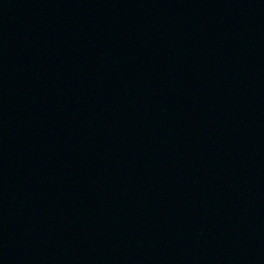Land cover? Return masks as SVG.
Masks as SVG:
<instances>
[{"label":"water","instance_id":"obj_1","mask_svg":"<svg viewBox=\"0 0 264 264\" xmlns=\"http://www.w3.org/2000/svg\"><path fill=\"white\" fill-rule=\"evenodd\" d=\"M0 264H264V0H0Z\"/></svg>","mask_w":264,"mask_h":264}]
</instances>
